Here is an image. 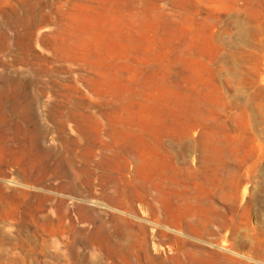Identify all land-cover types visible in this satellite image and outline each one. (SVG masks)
Here are the masks:
<instances>
[{"label": "rangeland", "instance_id": "1", "mask_svg": "<svg viewBox=\"0 0 264 264\" xmlns=\"http://www.w3.org/2000/svg\"><path fill=\"white\" fill-rule=\"evenodd\" d=\"M179 259L264 264V0H0V264Z\"/></svg>", "mask_w": 264, "mask_h": 264}, {"label": "bare ground", "instance_id": "2", "mask_svg": "<svg viewBox=\"0 0 264 264\" xmlns=\"http://www.w3.org/2000/svg\"><path fill=\"white\" fill-rule=\"evenodd\" d=\"M246 192V191H245ZM234 194H239L238 187ZM179 264H244L240 259H179Z\"/></svg>", "mask_w": 264, "mask_h": 264}]
</instances>
